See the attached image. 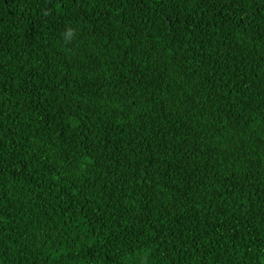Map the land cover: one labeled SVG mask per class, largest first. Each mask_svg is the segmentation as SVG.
Wrapping results in <instances>:
<instances>
[{
    "label": "trees",
    "instance_id": "trees-1",
    "mask_svg": "<svg viewBox=\"0 0 264 264\" xmlns=\"http://www.w3.org/2000/svg\"><path fill=\"white\" fill-rule=\"evenodd\" d=\"M0 264H264V0H0Z\"/></svg>",
    "mask_w": 264,
    "mask_h": 264
}]
</instances>
